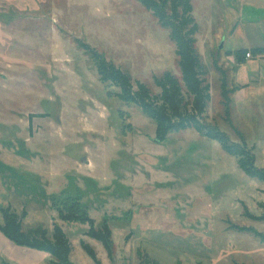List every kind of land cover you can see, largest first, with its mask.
<instances>
[{"label": "rangeland", "instance_id": "obj_1", "mask_svg": "<svg viewBox=\"0 0 264 264\" xmlns=\"http://www.w3.org/2000/svg\"><path fill=\"white\" fill-rule=\"evenodd\" d=\"M191 3L205 120L264 172V0ZM79 42L134 91L140 82L159 96L155 77L180 79L168 30L135 0H0V224L9 208L25 234L51 238L58 225L72 264H97L82 243L99 264H264V181L192 129L155 142V123L99 81ZM240 50L250 58L237 61ZM51 198L78 199L95 229L106 222L112 256L88 225L62 222ZM7 242L0 264H53Z\"/></svg>", "mask_w": 264, "mask_h": 264}, {"label": "trees", "instance_id": "obj_2", "mask_svg": "<svg viewBox=\"0 0 264 264\" xmlns=\"http://www.w3.org/2000/svg\"><path fill=\"white\" fill-rule=\"evenodd\" d=\"M157 20L161 28L168 30L169 40L175 48L180 79L170 72L154 78L155 85L161 90L159 96L151 95L150 89L137 82V90H133L129 75L108 62L103 54L84 43H78L93 63L99 81L104 85L114 86L119 92L117 98L125 103L138 106L144 115L156 125L155 142H163L170 133L192 129L211 141H217L224 152L238 160L239 168L250 178L264 181L263 170L255 167V159L243 146L231 144L227 136L216 127L207 123L205 111L210 101L209 86L205 83V69L196 49L195 35L198 26L193 17L191 0H135ZM258 54L264 49H255ZM250 53L240 50L235 58ZM191 96V109L188 110L182 91ZM51 208L58 218L67 224L80 223L88 225L87 236L102 243L108 255L112 256L111 231L106 222L101 229L94 228V220L78 199L51 198ZM3 224L0 233L16 246L49 254L53 264H72L69 261L71 252L69 241L58 225L53 226L51 238L46 231L38 230L25 234L21 230V219L9 208L2 209ZM25 215V214H23ZM264 240V235L256 233ZM82 248L97 264H99L92 248L82 243Z\"/></svg>", "mask_w": 264, "mask_h": 264}, {"label": "crops", "instance_id": "obj_3", "mask_svg": "<svg viewBox=\"0 0 264 264\" xmlns=\"http://www.w3.org/2000/svg\"><path fill=\"white\" fill-rule=\"evenodd\" d=\"M236 53V52H235ZM227 58H230L231 60L233 59L232 58V56H228ZM250 58V57H249ZM249 58H246V59H249ZM245 59V60H246ZM3 235V234H2ZM4 236V235H3ZM5 237V236H4ZM6 238V237H5ZM7 239V238H6ZM8 240V239H7ZM7 240H5V239H3L1 236H0V242H3V243H5V244H8V245H10L9 244V242H7ZM31 250V249H30Z\"/></svg>", "mask_w": 264, "mask_h": 264}, {"label": "built area", "instance_id": "obj_4", "mask_svg": "<svg viewBox=\"0 0 264 264\" xmlns=\"http://www.w3.org/2000/svg\"><path fill=\"white\" fill-rule=\"evenodd\" d=\"M249 57H250V54L247 53V54L245 55V58H249Z\"/></svg>", "mask_w": 264, "mask_h": 264}, {"label": "water", "instance_id": "obj_5", "mask_svg": "<svg viewBox=\"0 0 264 264\" xmlns=\"http://www.w3.org/2000/svg\"><path fill=\"white\" fill-rule=\"evenodd\" d=\"M222 46H220V49H221Z\"/></svg>", "mask_w": 264, "mask_h": 264}]
</instances>
